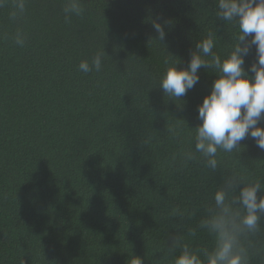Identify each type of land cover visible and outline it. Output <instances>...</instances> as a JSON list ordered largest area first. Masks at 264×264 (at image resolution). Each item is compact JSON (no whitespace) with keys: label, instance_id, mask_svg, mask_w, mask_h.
<instances>
[{"label":"trees","instance_id":"1","mask_svg":"<svg viewBox=\"0 0 264 264\" xmlns=\"http://www.w3.org/2000/svg\"><path fill=\"white\" fill-rule=\"evenodd\" d=\"M69 2L26 0L17 20L0 8V264H174L184 244L203 256L225 179L264 195V150L249 137L208 168L196 109L219 73L201 69L181 100L159 84L209 34L225 59L238 26L216 0H79L66 22ZM97 55L99 71L79 70ZM260 227L250 264H264V215Z\"/></svg>","mask_w":264,"mask_h":264},{"label":"clouds","instance_id":"2","mask_svg":"<svg viewBox=\"0 0 264 264\" xmlns=\"http://www.w3.org/2000/svg\"><path fill=\"white\" fill-rule=\"evenodd\" d=\"M25 6L26 0H0V8L9 10L11 20L21 17ZM64 11L69 22L70 14L80 15L83 9L79 0H70ZM216 18L238 26L237 42L229 55L222 60L213 52L215 42L209 34L190 52L187 66L180 68L177 63L167 68L159 84L164 94L181 100L200 83L201 69L219 73L196 109L200 123L195 127L194 149L212 170L217 168L218 149L231 153L249 137L256 147L264 150V0H216ZM166 23L152 24L155 39L161 43L167 35ZM15 42L23 46L21 33L16 34ZM253 48L255 60L245 68V58ZM93 68L96 71L101 68L99 55L91 65L87 61L79 64L84 73ZM185 158L194 157L188 152ZM258 193H262L260 182L245 184L240 177H227L223 187L213 194L218 211L201 224L215 238L214 247L205 250L202 256L184 244L174 264H250V241L261 231L260 220L264 215V195ZM130 264H142V260L134 256Z\"/></svg>","mask_w":264,"mask_h":264}]
</instances>
